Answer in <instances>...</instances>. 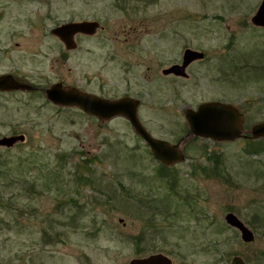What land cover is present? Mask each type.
<instances>
[{"label": "rangeland", "instance_id": "1", "mask_svg": "<svg viewBox=\"0 0 264 264\" xmlns=\"http://www.w3.org/2000/svg\"><path fill=\"white\" fill-rule=\"evenodd\" d=\"M260 2L0 0V75L27 85L0 92V137L24 135L0 146V181L24 169L34 182L0 187V264H127L155 253L171 264H264V149L248 152L260 139L249 130L264 121V29L250 21ZM79 20L100 27L66 50L50 30ZM186 48L204 57L186 77L163 74ZM56 83L138 99L142 126L183 158L154 159L123 116L51 103L45 90ZM211 101L241 113L242 135L191 133L185 112Z\"/></svg>", "mask_w": 264, "mask_h": 264}, {"label": "water", "instance_id": "2", "mask_svg": "<svg viewBox=\"0 0 264 264\" xmlns=\"http://www.w3.org/2000/svg\"><path fill=\"white\" fill-rule=\"evenodd\" d=\"M250 21L254 26L264 28V0H261ZM99 27L100 23L96 20L69 21L53 27L50 32L52 36L54 35L59 39L66 50H72L77 47L76 35H93ZM203 57L202 51L186 48L183 51L181 63L170 65L163 69L162 73L186 77L187 66L192 61ZM19 88H27V85L18 82L11 74L0 75V90L7 91ZM45 95L55 105L75 106L84 113L99 119H110L116 115L123 116L128 120L133 131L148 145L154 158L165 165L178 162L183 158V153L178 148V144L170 145L165 140L154 138L142 126L137 116V107L140 102L138 99L124 96L119 99L108 100L79 91L77 88L65 89L60 83L53 84L46 89ZM185 118L191 133L198 137L215 141H229L242 135V115L235 107L226 103L218 101L201 103L196 109H188L185 112ZM249 134L252 138L264 137V121L253 125ZM243 136L247 137L248 135ZM23 140L24 135L22 134L3 136L0 137V146L11 147L16 142ZM224 220L230 227L239 231L243 242L254 240L253 230L234 213L227 212ZM127 264H171V259L162 253H155L142 258H133ZM230 264L245 263L240 257L234 256Z\"/></svg>", "mask_w": 264, "mask_h": 264}, {"label": "trees", "instance_id": "3", "mask_svg": "<svg viewBox=\"0 0 264 264\" xmlns=\"http://www.w3.org/2000/svg\"><path fill=\"white\" fill-rule=\"evenodd\" d=\"M249 144H248V152L252 151V152H256V151H259V150H262L264 149V138H260V139H254V140H251V141H248ZM25 161V160H24ZM19 167L22 168L21 166V163L19 165ZM215 170L212 169V167L210 168V173L211 174H214L217 172V169L216 167H214ZM159 173L160 176H164V175H168L165 170V167L163 165H160L159 166V169L157 171ZM28 170H24L23 171H19V172H10L9 173V178H7L6 180H8L9 182L7 183H1L0 181V187L1 186H11L10 189H13L15 188V184L17 185V187H19L18 189L21 190L22 188H24L26 185L28 186L30 183H34L32 182V176L31 175H28ZM47 173V172H46ZM26 175V176H25ZM59 178V177H58ZM60 183L63 182V181H59ZM57 182V183H59ZM63 185V184H62Z\"/></svg>", "mask_w": 264, "mask_h": 264}, {"label": "flooded vegetation", "instance_id": "4", "mask_svg": "<svg viewBox=\"0 0 264 264\" xmlns=\"http://www.w3.org/2000/svg\"><path fill=\"white\" fill-rule=\"evenodd\" d=\"M257 27H261V28H263L262 26H257ZM263 29H264V28H263ZM0 92H2V93H3V91H1V90H0ZM162 254H163V253H162ZM171 263H172V261H171Z\"/></svg>", "mask_w": 264, "mask_h": 264}]
</instances>
